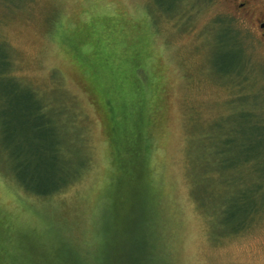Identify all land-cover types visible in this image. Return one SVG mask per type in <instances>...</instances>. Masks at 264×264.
Returning <instances> with one entry per match:
<instances>
[{"label":"rangeland","instance_id":"1","mask_svg":"<svg viewBox=\"0 0 264 264\" xmlns=\"http://www.w3.org/2000/svg\"><path fill=\"white\" fill-rule=\"evenodd\" d=\"M173 1L0 0V60L8 51L11 75L59 102L62 119L44 124L42 131L51 135L47 143L54 141L49 149L53 152L55 145L59 168L82 170L48 199L27 194L10 176L7 154L15 150L14 133L8 137L5 131L13 126L16 108L23 106L11 96L32 97L33 88L26 85L21 90L11 76L2 77L0 62V218L6 219L11 240L2 249L17 264H39L40 249L32 250L38 236L45 250H51L46 262L50 258L55 264L118 262L124 244L125 249H133L136 261L132 262L148 264L150 223L157 264H264V216L244 232L222 235L220 217L205 216L203 210L212 201L215 183L226 177L223 171L232 155L238 160L250 153L255 163L256 156L264 155V137H258L264 123V40L253 18L238 11L231 0H183L179 6H172ZM254 3L262 6L264 0ZM169 4L172 13H162L168 12ZM94 12L116 16L113 28L125 43L144 42L142 50L136 49L149 73L144 68L138 74H154V85L160 82L159 100L149 96L151 87L145 100L147 104L150 98L149 116L155 122L148 133L147 166L157 193V216L147 211L144 178L123 179L109 194L116 169L108 123L78 72L89 74L104 96L110 76L122 73L120 59L134 52L117 47V36L107 34L109 27L99 18L92 19ZM122 13L131 22L145 21L147 27L122 32ZM86 25L96 37L94 48L76 37ZM237 55L246 58L255 77L238 88L230 83ZM72 106L74 119L69 121ZM231 128L237 132L227 142L225 134ZM202 129L211 131L212 137L199 139ZM14 137L27 154L36 142L32 126L26 124ZM247 143L253 146L250 151L244 147ZM2 230L7 236L6 226ZM109 238L114 239L113 247L105 241ZM58 248L62 250L55 251Z\"/></svg>","mask_w":264,"mask_h":264},{"label":"trees","instance_id":"2","mask_svg":"<svg viewBox=\"0 0 264 264\" xmlns=\"http://www.w3.org/2000/svg\"><path fill=\"white\" fill-rule=\"evenodd\" d=\"M181 1L183 0H174L172 6H179ZM166 10L168 12H161L164 14L172 13L170 4L167 6ZM95 13L96 12H94L93 15H90L92 16V19L99 18L102 24L109 27V30H107L106 33L110 34V32H112L111 35L115 37L117 36V38H115V45L118 44L119 46H123V48H127L128 52L126 53L134 52V55H125L128 57L120 59L122 64V73L110 76L111 83L106 88V96L101 94L99 84L93 80L89 74L78 72L80 78L83 77L86 80V83L88 84L90 91L94 94L97 103H99V105L103 108L105 121L107 120L108 123L109 139L111 141L112 149V163L114 169H116L114 170V178H116V182L113 183V187L109 194L112 192L113 195V193L118 190L116 184H122L121 181L124 182L123 179H125V182H133L139 178H144V189L147 193V211L151 210V216L152 213L154 216H157V206L154 201V199H157V193L152 188V182L150 181L151 168H148L147 166L149 162L148 150L150 145L148 133L151 126L155 125V122H153L149 116L150 107L148 102L150 101V98L148 99L147 104L145 100L147 99V95H149L148 87H151L154 94L153 96L150 91L149 96L158 99L161 93V90H158L160 89L159 87H161L160 82L157 81L154 85V74L149 76L138 74V72H142L144 68L146 72L149 69V66H147V64L142 60L143 55H138L139 51L136 49L139 48L142 50L145 45L144 42L136 40L130 44L125 43L124 39L119 38L118 33H116L115 29L117 27L113 28V26L117 23L114 22V20H116V16L113 15L112 17L106 18L95 15ZM120 18L121 21L119 22V29L122 30V32L130 29L140 31L144 27H147L145 21L131 22L123 16V13L120 15ZM122 26L124 28H122ZM91 33L92 32L88 30L86 25L85 31L78 32L76 37L82 44L84 43V45H97L96 37ZM134 37L137 38L139 36L135 35ZM142 42L143 44H141ZM92 47L94 48L93 45ZM237 56V59H235V65L230 70V83L234 84L232 86L238 88L242 86L241 84L245 80H249L252 83L255 77L250 74L248 70L249 66L246 58L244 57L242 59V55ZM0 62L3 64L1 69L4 70L1 71L2 77L11 76L10 80L15 81V84L21 86V90L26 85L31 86L26 82L17 79L14 75H11V61L8 51L1 57ZM30 95L32 97L22 96V94H16L13 97L11 96V99H14L13 101L18 104H22L23 106H18L16 108V113L13 117V126H9V129L5 131L8 137L11 133H14L11 135L13 137L11 145H15V150L13 152L10 151L9 154H7L10 165L8 168L6 167V169L8 170L10 176L14 178L19 186L24 190V192L33 195L36 198L48 199V197L59 193L70 185L72 181L76 180L82 170L71 171L65 166H61L59 168L56 165V158L59 153H56V147H54L55 145L52 144V151L54 153L49 149V145L54 141L47 143L50 140L48 136L50 134L42 131L44 124L51 125L53 120L60 121V119H62L63 115L60 113L62 112L61 107L57 106L59 102L56 101L55 98H48L43 94H40L34 88L32 94ZM23 103H27L30 107H27V105H24ZM71 109V114H68L67 116L69 121L74 119V107L72 106L70 110ZM155 113L156 111L153 112L154 115ZM25 124L29 127L32 126V130L34 131L33 140L36 141L30 146L32 150L28 154L24 153V149L22 150L19 141H17L14 137L16 134H19L20 126H25ZM215 126L219 125L214 124V127ZM261 126L258 127L259 129L261 127L262 130L258 137H264V123ZM220 132L223 131L221 130ZM236 132L237 130H233V128L227 131V134H225L226 141L228 142V136L230 134ZM210 134L211 131L208 132L207 129H202L201 135H203V137L201 136L199 139L206 140L208 138L207 136H210ZM220 139L221 138H219V140ZM203 141L204 140L201 142ZM262 142L264 143V139H262ZM60 146L61 144L59 145V149L61 150ZM206 146L207 144L205 147ZM244 147L247 151H250L253 146L247 143ZM261 156L263 158L260 162ZM256 157H258L259 160L255 163L253 160L254 156L250 153L247 156L245 155L240 157L238 160H235L232 155L226 171H223V173H227L226 177L221 179L220 183H215L211 190L212 201L205 204V207L203 208V210L206 211L205 216L210 215V217H220V225L224 229L221 233L222 235H233L244 232L251 225H253L256 219L264 216V155L260 153ZM142 164H144V168H141ZM203 168L205 169V167ZM0 169L2 170L1 165ZM215 173H217V171ZM257 181L258 184H256ZM142 184L139 186L135 185L133 190L141 188ZM123 186L125 190L132 191V187L129 189L126 187L127 185L124 184ZM5 220L6 219L4 218H0V235H2V238H0V264H17V262L11 260L4 249H2L3 243H11L9 238L10 228ZM4 226H6L7 229V236L2 230ZM153 227V223H150L146 228V232L149 237V244L147 246L149 255L148 264H157L155 256L156 246L153 242L155 235ZM131 237V239H136V237L134 238L132 235ZM105 241L111 245L110 247H113L115 244L114 239L112 238ZM42 242V238L38 236V238H35V244L32 245L33 252L40 249V253L38 255H40L42 259H38L39 264H55L53 263L54 260H51V258L49 259V262H46L51 250H45ZM144 243L146 245V241H144ZM123 246L124 244L121 246V250L118 251L119 253L121 252L119 256V259L121 260L118 262H109V264H140L132 262L136 261L133 249H125ZM72 247L80 248L79 246ZM60 250L62 249L58 248L55 251ZM94 251L97 253V250ZM77 256H79V252L77 253ZM94 258L95 254L93 255V259ZM97 258L98 257H96V259Z\"/></svg>","mask_w":264,"mask_h":264},{"label":"flooded vegetation","instance_id":"3","mask_svg":"<svg viewBox=\"0 0 264 264\" xmlns=\"http://www.w3.org/2000/svg\"><path fill=\"white\" fill-rule=\"evenodd\" d=\"M233 5L239 10H244L248 16L253 18V23L257 27V33L261 40H264V3L257 6L254 0H231ZM256 6V7H255Z\"/></svg>","mask_w":264,"mask_h":264}]
</instances>
